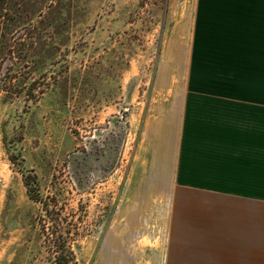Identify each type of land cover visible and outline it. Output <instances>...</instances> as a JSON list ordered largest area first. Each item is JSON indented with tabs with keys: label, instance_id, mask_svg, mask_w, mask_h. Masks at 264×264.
<instances>
[{
	"label": "rangeland",
	"instance_id": "obj_1",
	"mask_svg": "<svg viewBox=\"0 0 264 264\" xmlns=\"http://www.w3.org/2000/svg\"><path fill=\"white\" fill-rule=\"evenodd\" d=\"M1 1L0 264H56L63 234L77 264L151 261L165 215L132 201L134 159L182 85L166 58L195 0Z\"/></svg>",
	"mask_w": 264,
	"mask_h": 264
},
{
	"label": "crops",
	"instance_id": "obj_2",
	"mask_svg": "<svg viewBox=\"0 0 264 264\" xmlns=\"http://www.w3.org/2000/svg\"><path fill=\"white\" fill-rule=\"evenodd\" d=\"M189 35L134 159L132 201L165 215L144 264H264V0H195Z\"/></svg>",
	"mask_w": 264,
	"mask_h": 264
},
{
	"label": "trees",
	"instance_id": "obj_3",
	"mask_svg": "<svg viewBox=\"0 0 264 264\" xmlns=\"http://www.w3.org/2000/svg\"><path fill=\"white\" fill-rule=\"evenodd\" d=\"M2 4L3 3L0 0V19L2 18V15H1L2 14ZM7 18H8V20L11 19L10 17H7ZM37 181H38V179H37L36 175H34L32 179H29V178L25 179V184L28 188L29 195L35 201L43 203L46 211L49 212L50 211L49 203L47 200H44V198L38 192L39 188H38V182ZM52 246H55L56 248H58L57 251L59 254L56 255V257H55L56 258V264H77V261H75V256H74V253L71 249V246H69V242L67 240V235L64 236V234H63V235L57 236L55 241H53Z\"/></svg>",
	"mask_w": 264,
	"mask_h": 264
}]
</instances>
